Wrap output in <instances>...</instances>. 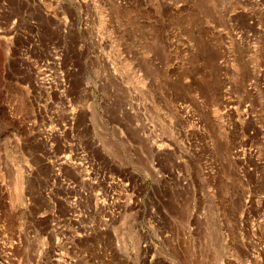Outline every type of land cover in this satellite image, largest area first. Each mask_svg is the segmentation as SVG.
Instances as JSON below:
<instances>
[{"label":"rangeland","instance_id":"1","mask_svg":"<svg viewBox=\"0 0 264 264\" xmlns=\"http://www.w3.org/2000/svg\"><path fill=\"white\" fill-rule=\"evenodd\" d=\"M0 264H264V0H0Z\"/></svg>","mask_w":264,"mask_h":264}]
</instances>
